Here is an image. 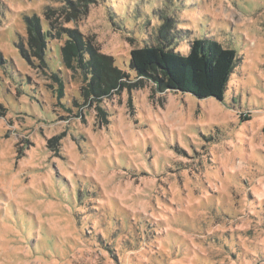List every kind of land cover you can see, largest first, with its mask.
<instances>
[{"label":"rangeland","instance_id":"374dc122","mask_svg":"<svg viewBox=\"0 0 264 264\" xmlns=\"http://www.w3.org/2000/svg\"><path fill=\"white\" fill-rule=\"evenodd\" d=\"M168 17L176 52H236L223 100L149 81L86 100L68 32L132 85ZM0 264H264V0H0Z\"/></svg>","mask_w":264,"mask_h":264},{"label":"trees","instance_id":"16d2710c","mask_svg":"<svg viewBox=\"0 0 264 264\" xmlns=\"http://www.w3.org/2000/svg\"><path fill=\"white\" fill-rule=\"evenodd\" d=\"M72 6L73 11L66 10L64 13L73 15L77 5ZM175 27L174 19L168 17L160 28L159 44L131 51L130 68L137 80L132 85L129 83L130 74L116 67L112 57L99 53L90 43L84 42L76 31H67L74 41H67L63 49L65 63L72 68L73 58L77 59L84 74L82 94L86 100L92 96L100 98L118 87H138L149 81L161 92L188 93L200 100L214 98L222 101L237 65L236 52L214 40L196 39L190 42L189 54L184 56L174 48L178 38L177 33L172 34L171 30ZM38 28L35 19L28 31L32 36L31 44L38 51L37 56L42 57L45 38L51 36L52 32L41 36ZM53 29L56 28L53 26ZM34 30L38 36H34Z\"/></svg>","mask_w":264,"mask_h":264}]
</instances>
